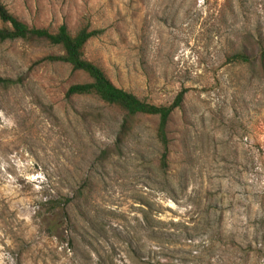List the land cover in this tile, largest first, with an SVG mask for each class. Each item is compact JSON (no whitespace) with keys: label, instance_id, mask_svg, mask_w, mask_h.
Masks as SVG:
<instances>
[{"label":"rangeland","instance_id":"rangeland-1","mask_svg":"<svg viewBox=\"0 0 264 264\" xmlns=\"http://www.w3.org/2000/svg\"><path fill=\"white\" fill-rule=\"evenodd\" d=\"M3 1L29 26L101 29L85 56L115 85L186 99L166 173L155 116L104 158L119 113L65 97L88 77L44 59L58 46L0 44V76L22 79L0 88V264H264V70L231 56L249 34L264 42V0ZM85 185L72 223L44 214L45 199Z\"/></svg>","mask_w":264,"mask_h":264},{"label":"trees","instance_id":"trees-1","mask_svg":"<svg viewBox=\"0 0 264 264\" xmlns=\"http://www.w3.org/2000/svg\"><path fill=\"white\" fill-rule=\"evenodd\" d=\"M101 33V29H91L89 26H83L72 33L65 23L60 24L55 30L29 26L12 13L3 0H0V44L6 41L22 40L29 44L43 43L58 46L62 51L61 54L47 56L44 59L65 63L73 72L88 77L86 81L70 84L65 91V97L68 100L95 98L119 113L113 144L107 150L102 151V157H110L111 151H114V154L123 151L127 139L132 135L137 125L138 116H155L158 120L155 131L158 149L157 165L162 172L166 173L169 168L171 142L167 130L168 122L172 114L184 104L186 90L183 88L178 91L169 104L157 105L115 85L99 64L85 56L86 44ZM231 56L239 63L253 65L257 62L264 70V42L260 37L256 38L252 34L247 35ZM21 81L22 79L18 77L0 76V88L8 89ZM79 115L85 120L90 118L96 121H100L103 117V113L100 111L88 109L80 110ZM85 187L86 185L79 187L71 196L49 197L40 203V207L44 214L50 217L57 215L55 213L60 214L58 223H70L73 220V215L70 212L72 205L76 207L77 203L85 199L87 195ZM40 213L39 211L38 216H41Z\"/></svg>","mask_w":264,"mask_h":264}]
</instances>
